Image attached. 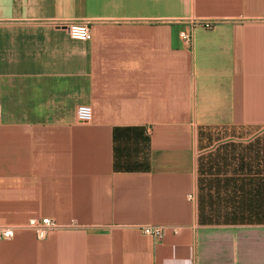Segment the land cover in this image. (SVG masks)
<instances>
[{"label":"crops","instance_id":"0c3cea01","mask_svg":"<svg viewBox=\"0 0 264 264\" xmlns=\"http://www.w3.org/2000/svg\"><path fill=\"white\" fill-rule=\"evenodd\" d=\"M0 104V264H264V0H0Z\"/></svg>","mask_w":264,"mask_h":264},{"label":"built area","instance_id":"2783aa9c","mask_svg":"<svg viewBox=\"0 0 264 264\" xmlns=\"http://www.w3.org/2000/svg\"><path fill=\"white\" fill-rule=\"evenodd\" d=\"M54 24L64 25L70 35L73 38L81 39V40H89L91 38V28L92 20L86 18H78V19H64L53 21ZM182 38L187 44L192 43V33L190 32H182ZM2 105L0 104V119L2 118ZM93 117V110L90 105L82 104L77 108V118L81 123H89L91 122ZM27 227L34 231L37 238L44 239L48 235L51 230L57 229L61 227L54 218L50 217H33L28 223ZM143 231L146 234L153 235L156 238H160L163 236L165 231V226H157V225H146L143 227ZM15 236V228L12 226H0V240H10Z\"/></svg>","mask_w":264,"mask_h":264},{"label":"rangeland","instance_id":"374dc122","mask_svg":"<svg viewBox=\"0 0 264 264\" xmlns=\"http://www.w3.org/2000/svg\"><path fill=\"white\" fill-rule=\"evenodd\" d=\"M260 132L259 128H248V129H241V128H228V127H214V128H201L198 130V154H197V193L200 194V191L202 188L206 187L209 183V177L212 174V172H215V170L209 165V163H203L205 162L204 159V153L206 152V149L203 147L204 144L202 140L204 138L209 139H222L225 140V138L228 136L230 137L235 135H246V137H249L250 135L253 136V134H257ZM205 164V165H203ZM206 176L208 178H206ZM199 200V195H198Z\"/></svg>","mask_w":264,"mask_h":264}]
</instances>
